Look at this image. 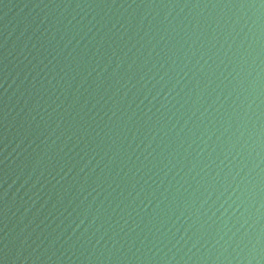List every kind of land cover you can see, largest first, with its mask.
Here are the masks:
<instances>
[{
	"label": "water",
	"instance_id": "1",
	"mask_svg": "<svg viewBox=\"0 0 264 264\" xmlns=\"http://www.w3.org/2000/svg\"><path fill=\"white\" fill-rule=\"evenodd\" d=\"M0 264H264V0H0Z\"/></svg>",
	"mask_w": 264,
	"mask_h": 264
}]
</instances>
